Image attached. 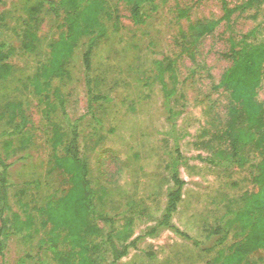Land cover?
<instances>
[{
	"label": "rangeland",
	"instance_id": "rangeland-1",
	"mask_svg": "<svg viewBox=\"0 0 264 264\" xmlns=\"http://www.w3.org/2000/svg\"><path fill=\"white\" fill-rule=\"evenodd\" d=\"M36 1L0 0V41L16 50L7 60L12 74L0 80V143L7 137L1 133L10 130L1 117V105L7 100L21 101L29 121L26 130L13 136L14 150L1 144L0 152L9 164L12 209L23 216L19 200L26 202L36 229L32 234L11 235L0 264H16L25 255L30 257L26 264H57L49 252L38 250L49 226L41 223L43 216L33 207L56 199L69 187L67 175L53 167L51 142V122L64 129L67 124L60 111L45 115V101L33 93L28 80L48 59L49 45L66 29L62 15L43 10L38 15V47L35 52L25 50V10ZM223 1L234 8L247 0H149L143 8L144 23L135 25L124 0H106V10L114 15L101 17L107 34L93 50L91 71L93 91L104 97L89 102L81 61L86 38L66 63L67 76L52 81L64 95L69 119L78 122L89 180L103 194L96 206L113 217L116 228L130 223L135 237L155 224L172 184L165 164L175 154V146L182 155L179 172L186 183L172 221L201 246L164 229L157 236L142 238L118 264H209L219 248L240 238L239 230L237 235L233 230L223 245L205 250L216 238L208 235L207 228L214 227L227 209L242 206L244 191L252 187V174L248 168L215 167L204 159L227 147L220 135L230 97L220 81L233 63L229 53L243 35L253 31L248 40L264 39V1L236 8L229 20H220L187 49L181 41L190 23L220 19ZM163 58L173 59L176 66L174 82L167 74L164 77L167 88L172 87L168 98L155 67V61ZM256 99L264 104V67ZM247 152L253 155L252 150ZM95 223L107 231L106 223L98 219ZM247 260L264 264V249L252 252Z\"/></svg>",
	"mask_w": 264,
	"mask_h": 264
},
{
	"label": "trees",
	"instance_id": "trees-1",
	"mask_svg": "<svg viewBox=\"0 0 264 264\" xmlns=\"http://www.w3.org/2000/svg\"><path fill=\"white\" fill-rule=\"evenodd\" d=\"M147 1L149 0H124L135 25L144 23L143 8ZM258 1L260 0H247L240 7H250ZM105 4L106 0H38L25 10L28 27L22 45L27 51L35 52L38 47V15L43 10L55 17L62 15V23L66 29L49 45L48 59L40 62L34 74L28 78L33 93L45 101V115L50 117L51 111H60L68 127L64 129L51 122L52 164L55 169L67 175L69 187L56 199L33 207L43 216L41 223L49 226L46 237L38 243V250L49 252L57 264H118L130 248L137 247L142 238L157 236L164 229L189 240L194 246H201L198 239L191 237L172 221L186 183L179 172L182 155L177 146L174 148L175 154L172 153L165 164L172 184L166 193L164 207L155 224L144 233L132 237L130 223L118 229L113 217L96 206V201L103 194L94 189L89 180L87 158L79 147L78 122L69 119L64 95L59 87L52 86V81L67 76L66 63L72 59L78 42L86 38L81 61L89 102L104 97L93 91L91 71L93 50L107 34V27L101 17L103 14L107 17L114 15L106 10ZM240 7L229 8L223 1V15L220 19L190 23L181 35V41L186 43L185 49L214 30L220 20H229L230 15ZM250 35H254V32L249 31L243 35L238 47L231 49L229 55L233 63L220 81V85L229 91L230 97L226 127L220 135V138L227 141V147L214 150L204 160L215 167L248 168L252 174V187L244 191L240 208L227 209L214 227L207 228L209 236H216L214 244L205 247L207 251L223 245L233 230L235 235L240 234V238L229 246L219 248L209 264H251L247 260L248 256L256 250L264 249V104L256 99V88L261 82L264 67V39L251 41L248 40ZM15 51L13 46L0 41V80L12 74L13 67L7 60ZM155 67L165 97L168 98L172 94V87L167 88L164 77L167 74L172 82L175 81V61L170 58L156 60ZM1 108V117L9 123L10 130L1 133L7 137L3 138L0 145L5 144L4 147L13 151V136L26 130L28 116L19 100H7ZM248 150H252L253 155ZM8 167L9 164L0 152V254L11 235L36 232L34 218L26 208V202L19 200L23 216L12 209L9 201L11 183ZM96 219L107 224V231L95 223ZM238 230L239 233L236 234ZM107 252L109 257H106ZM29 258V255L22 256L16 264H26Z\"/></svg>",
	"mask_w": 264,
	"mask_h": 264
}]
</instances>
